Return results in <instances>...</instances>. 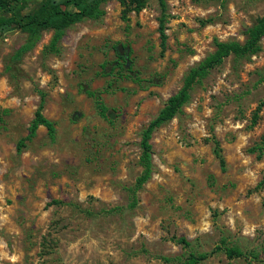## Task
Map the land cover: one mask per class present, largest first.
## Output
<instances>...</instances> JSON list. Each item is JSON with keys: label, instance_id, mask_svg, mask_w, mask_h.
Listing matches in <instances>:
<instances>
[{"label": "rangeland", "instance_id": "374dc122", "mask_svg": "<svg viewBox=\"0 0 264 264\" xmlns=\"http://www.w3.org/2000/svg\"><path fill=\"white\" fill-rule=\"evenodd\" d=\"M140 1H107L101 18L54 45L44 32L20 56L25 35L1 36L0 264H180L224 245L243 256L202 264H264V36L193 84L152 134L153 172L137 183L142 131L216 42H244L264 0H165L164 49L158 0ZM116 43L129 49L124 78ZM39 91L55 135L25 140Z\"/></svg>", "mask_w": 264, "mask_h": 264}, {"label": "trees", "instance_id": "16d2710c", "mask_svg": "<svg viewBox=\"0 0 264 264\" xmlns=\"http://www.w3.org/2000/svg\"><path fill=\"white\" fill-rule=\"evenodd\" d=\"M110 0H0V38L10 31L20 32L25 35V40L21 48L17 52V56L31 50L40 40L44 32H52V45L56 44L65 31L87 19H99L104 12L102 5ZM122 5H126L128 9L131 3H135V11H139L142 7V1L129 0L128 4L125 0H119ZM160 6L161 17L159 19L158 32L160 45L165 48L166 34L164 28V17L166 10L165 0H158ZM128 7V8H127ZM264 36V16L258 18L253 26L246 30V37L243 43L236 41L216 42L215 49L205 59H203L196 67L191 68L184 78V82L180 90L172 95L164 104L158 114L149 121L145 129L142 131L139 142L140 163L142 166V175L138 178L137 183L141 186L151 176L153 172L152 164V134L161 126L172 120L187 103L189 92L193 84L201 77L207 74L208 71L217 67L222 61L233 56H245L254 54L259 50V42ZM126 49L127 52L123 53ZM116 59L114 63L119 69L117 74L124 78L120 73L127 65L129 49L121 43H116L112 46ZM40 102L38 109L34 114V118L29 126V133L25 140H31L39 127H44L48 135L53 138L55 135L54 123L46 119L42 115L44 106V96L41 91ZM94 96V93H91ZM96 103L99 113L102 117L108 118L110 121L109 110L105 107L100 97L96 95ZM111 122V121H110ZM23 146V140L18 143V149ZM216 155L220 159L221 165L223 160L218 153ZM255 148H252V151ZM175 240V239H174ZM181 244L183 248L188 246L184 238L175 240ZM217 250H222L228 259H235L243 256V252L236 246H220L213 249L211 252H188L177 260L180 264H202ZM253 254V253H252ZM172 259L164 258L165 262Z\"/></svg>", "mask_w": 264, "mask_h": 264}]
</instances>
